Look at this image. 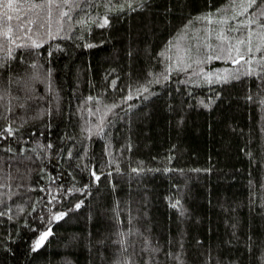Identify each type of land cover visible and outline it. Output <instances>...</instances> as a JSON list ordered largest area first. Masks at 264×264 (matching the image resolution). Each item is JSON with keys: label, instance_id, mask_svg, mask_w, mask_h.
<instances>
[{"label": "trees", "instance_id": "trees-1", "mask_svg": "<svg viewBox=\"0 0 264 264\" xmlns=\"http://www.w3.org/2000/svg\"><path fill=\"white\" fill-rule=\"evenodd\" d=\"M247 3L0 6V264H264V0Z\"/></svg>", "mask_w": 264, "mask_h": 264}, {"label": "snow or ice", "instance_id": "snow-or-ice-1", "mask_svg": "<svg viewBox=\"0 0 264 264\" xmlns=\"http://www.w3.org/2000/svg\"><path fill=\"white\" fill-rule=\"evenodd\" d=\"M61 2L64 3V4H68V3H72L73 0H61ZM144 2H146V0H139V4H140L141 7L143 6V3H144ZM256 2H257V0H248L247 8H251L253 5L256 4ZM54 3H56V0H47V5H48L49 7H51ZM0 6H4V7H6L7 9H13V8H14V0H7L6 5H0ZM41 6H42V5H39V4H33V5H32L33 8L41 7ZM57 6H59V4H57ZM77 6H78V5H77ZM15 7H19V5H15ZM128 7H129V8L132 7L131 3H128ZM121 10H122V9H121ZM133 10H135V9H133ZM245 10H246V9H245ZM4 15H5L6 20H8V21L12 20V18H13V17H12L11 15H9L7 12H5ZM64 15H67V13H64ZM259 15L264 16V8H261V9L259 10ZM17 18L19 19V17H17ZM206 19H209V22H211L210 17H206ZM217 22L219 23V22H222V21H217ZM29 23H31V21H29ZM108 23H109V21H108L107 17H105V18L103 19L102 23L99 24V26H100V27H105V26L108 25ZM248 23L251 24V23H253V21H252V20H249ZM262 27H264V25H262ZM10 31H11V28L8 29V32H10ZM8 32H5V33H4V35H5L6 38H8ZM219 38H221V39L224 38L223 33L220 34V37H219ZM247 43H248V45H249V47L247 48V52H248V53H252L253 49H252V47H251V37H250V36L248 37V41H247ZM237 44H238V45H243V44H245V40L241 39V40H239V41L237 42ZM36 46L39 47V45H36ZM87 47H93V45H87ZM233 50L237 53V59H236L234 62H235V63H239L241 60L244 59V56L240 54V48H239L238 46H235V47H234V46H231V45H230V46H229V57L231 56V52H232ZM261 50H262L261 47H260V46H257L256 51H257V52H260ZM217 58H219V57H217ZM209 59H211V57H209ZM244 62H245V63H248V64H251V63H252L251 59L245 60ZM261 63H264V61H261ZM0 66H2V65H0ZM262 71H264V69H262ZM246 74L251 75V74H252V69L250 68L249 71H248V73H246ZM164 79H167V76H165ZM217 80H218V81H222V82H224V83H227V82H228V77H227V76H224V77L217 76ZM157 82H158V81H157ZM209 82H211V81H209ZM113 83H115V82L113 81ZM138 91L147 92V91H148V88H147V87H144L142 90H138ZM131 98H132L131 95H129V96L127 97V99H131ZM114 107H115V105H114ZM4 132H7L9 135H12V133H13V129H12L11 127H8V128H6V129H4ZM0 135H2V133H0ZM48 147L50 148L51 145L49 144ZM69 155H70V154H69ZM133 171H136V169H133ZM92 175L95 177V179H96L97 181L100 179V177H99L98 175H96L95 172H93ZM78 191H79V189H78ZM53 199H55V197H53ZM178 203H179V202H177V204H178ZM176 206H177L176 204L173 205V207H176ZM75 207L78 209V208L81 207V204H80V203H77V204L75 205ZM0 215H4V213L0 212ZM64 215H66V213L59 212V213H57V214L53 217V219H55V220H60V219H62V218L64 217ZM50 235H51V230H50V229H49L48 231H45V232L41 233L40 236H39V238L35 241L32 250H33V251H37V250L42 246L43 242H44V241L48 238V236H50ZM176 259L179 260V257L177 256ZM181 264H182V262H181Z\"/></svg>", "mask_w": 264, "mask_h": 264}]
</instances>
